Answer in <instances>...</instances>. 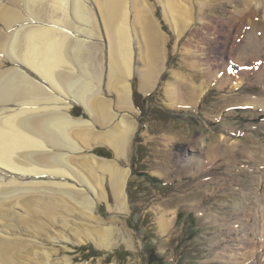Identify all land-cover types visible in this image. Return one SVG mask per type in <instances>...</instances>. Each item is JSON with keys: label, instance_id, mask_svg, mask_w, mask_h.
I'll return each instance as SVG.
<instances>
[{"label": "rangeland", "instance_id": "obj_1", "mask_svg": "<svg viewBox=\"0 0 264 264\" xmlns=\"http://www.w3.org/2000/svg\"><path fill=\"white\" fill-rule=\"evenodd\" d=\"M20 1L16 8L0 0V86L2 89L9 85L7 89L12 88L9 93L19 98L14 105L0 101V122L10 119L14 115L11 113L18 109H30V95L37 91L41 92L38 97L44 98L42 103L53 108L56 115L61 114L65 101L72 106L71 116L82 121L74 124L76 128L69 123L65 138L57 134L54 127H48L49 133L45 132L58 143L54 151L55 170H63L71 177L55 178L47 174L28 176L24 180V176L19 179L20 175L0 171L1 183L16 179L15 184L1 185L4 191H10L8 197L11 198L2 199L0 195V236L21 244L24 252L30 248L29 243L34 244L33 251H39L35 252L33 260L37 264H231L226 255L230 246L239 243L235 241V228L246 219L245 209L253 208L257 196L264 195V107L244 105L247 97H264V87L254 81V73L250 74L251 80H244L247 83L234 91L217 85L208 77L195 76L191 81L198 85L204 83L203 95L193 106L172 107L167 87L177 82L173 74L190 72L182 50L188 34L176 47L174 26L171 17L164 13L161 1L152 13L167 39L166 70L148 94L140 91L139 78H133L132 97L138 111L130 113L120 103L118 93L122 83L109 68L110 37L106 35L97 0L53 3L54 7L61 6L67 11L65 23L72 30L64 27L63 30L53 23L55 29L67 30L69 36L61 41L62 61L52 71L56 85L26 62L31 56L26 46L31 31L37 27L53 28V24L45 20L29 23L32 1ZM102 1L104 9L108 3L111 6L107 15L114 24L115 34L124 33L131 43L129 59L133 65L137 64L143 52L137 46L140 27L134 19L132 0ZM232 6L227 0H217L204 13L208 21L218 25L209 35L207 41L212 43L204 49L207 58L202 65L206 71L212 69L209 65H215L213 71L217 73L221 65V77L229 59L222 52L225 41L215 45V40L223 38L218 34L221 29L228 28ZM8 10H13V16L18 14L20 21L4 20V11ZM6 17H9L8 12ZM197 19L201 20L199 14ZM91 36L97 50L91 47ZM87 54L88 61L81 62L80 57ZM263 64L264 61L246 67L252 71ZM121 70H127L126 64ZM232 73L235 72L229 67L227 74ZM56 86L63 87L68 92L66 96L57 93ZM53 95L60 98V102ZM106 113L111 115L112 122L107 123ZM56 121L60 124V119ZM127 125L132 127L131 137L123 148V158L116 160L110 138L128 128ZM71 143L86 150L73 156L70 150L75 147ZM245 151L256 156L249 158L244 155ZM22 153L19 150L14 154V162L19 164L22 160L28 164L30 160L23 158ZM61 153L65 156H60ZM259 154L263 155L262 160ZM92 155L100 157L102 162L83 164V159L88 160ZM37 165L36 168L42 169ZM121 173L125 177L123 191L128 212L115 203L110 184L111 179ZM31 182H37L40 193L48 198H33V193L25 188L30 187ZM16 188L17 191L11 193ZM98 193L103 194L101 201H97ZM17 202L18 206H13ZM19 255L3 258L0 264H21L24 257Z\"/></svg>", "mask_w": 264, "mask_h": 264}, {"label": "bare ground", "instance_id": "obj_2", "mask_svg": "<svg viewBox=\"0 0 264 264\" xmlns=\"http://www.w3.org/2000/svg\"><path fill=\"white\" fill-rule=\"evenodd\" d=\"M31 1L30 2L33 4V12L27 20L29 23L42 22L43 20H45V22L47 21V23L49 24L55 23V25H59V27H61L62 29L64 27V29L66 28L67 30L69 29V31H72L70 30L71 28L68 26V24L65 23L66 19L68 18V14L67 11L64 9V7L53 6V3L55 4L57 2L61 3L65 0H31ZM79 1L80 0H75L76 3H78ZM161 1L163 2L162 7L164 13L166 14V16L171 17L170 22H172L171 24L172 26H174L172 28L175 30L177 36L176 47L179 46V42L182 41L184 35L188 34L187 35L188 39L185 42L186 46L184 44V48H182V50H183V58L186 61L190 72L185 73L183 71H179L173 74L177 82L171 83L170 86L167 87L168 98L170 100V105L172 107L193 106L203 95V93L205 92L204 83H202V85L201 84L198 85L195 81H191V78L192 80H194L195 76H200V78L208 77V79L210 78V80L216 83L217 85L221 87L228 86L231 91H234L239 87L243 86V84L245 85V83H247V81L244 80H251L250 74L254 73L253 74V77H255L254 81L264 87V64L260 65L257 69H254L252 71L246 67V66L248 67L255 66L257 64L259 65L260 62L264 61V0H227L228 2H230L231 5H234L232 6L234 7V10L231 11V16H232L231 21L227 22L229 24L227 29L223 28L218 32L219 36L223 38L218 37V39L215 40V45L220 44L221 40L225 41V49L222 52L226 54L229 59L228 61L226 60L227 63L225 64L226 66L224 68L225 72L222 77L220 76V74L223 73V68L221 67V65H219L220 71L218 73L213 71V66L215 65H209L210 67L212 66V69L210 68L211 70L209 69V71H206L207 70L206 67L204 69L202 65L204 59L207 58L206 51L204 49H206L207 44L212 43L211 41H207V40L209 39V35L212 34L215 29H217L216 25H218L217 22L215 23L208 21L204 17V13L205 10L211 8L212 5H214L217 0H154V2H150L149 0H132L134 19L137 23H139V27H140V34H139L140 42L139 41L137 42V46H139V49L141 48L143 52V54L140 55L141 58L137 60L138 62L135 65H133L129 59L130 56L129 52L131 51L130 48L131 43L128 40H126L124 33L121 34L120 36H117V34H115L114 24L107 15V9L111 10V6L108 5L109 4L108 3L107 9H104V7L102 6L103 1L97 0L96 4L99 7L98 10L100 11L106 26V32H107L106 35L108 36V38L110 37V43L108 44L109 68L113 70V72L115 71V73L119 77V80L122 83V85L119 88L118 95H119L120 103L123 104L124 108L128 112L133 113L135 111H138L134 106L133 97H132L133 78L136 77L139 78L138 80L140 82L139 85L140 91L143 92L144 94H148L156 86L157 82L161 78V75L166 70L164 63L167 52V48H166L167 39L165 35L161 32V28L159 27L156 18L154 19L155 15H153L152 13L153 11L152 9L154 8V6L160 4ZM5 2H6L5 5L8 4L10 5V7L16 6L17 8L19 7V2L21 1L5 0ZM104 2H108V0H105ZM10 11L9 10L4 11L6 15L8 12L10 17L9 19V17H6L5 15L4 20L8 22L11 21L19 22L20 16L18 14L13 16L14 15L13 10L12 12ZM197 14L201 16V20L199 21H197L198 20ZM21 21L23 20L21 19ZM52 26L53 28L37 27L36 29H33L31 31L33 33L30 32L31 38L28 40L29 42L27 43V45L26 44L25 45L29 47L30 53L29 52L28 53L31 54V56L26 60L28 65L31 66L33 69L41 72L45 77L49 79V82L51 80L53 84H55L56 80L52 77V71L62 61L63 55L61 54V48H63L62 47L63 45L61 44V41L65 40L64 37L68 36V32L66 33L67 30L63 31L64 29L60 30V28L55 29L54 24ZM26 32L28 31L26 30ZM90 38L92 39L91 47L97 50V45L95 41H93L94 39L93 36H91ZM22 49L20 48V50ZM80 59L81 62H87L89 56L88 54L83 55L80 57ZM123 64H126L127 70L122 72V70L120 71V68ZM229 67L235 73L228 75L227 70L229 69ZM117 72L119 73V75ZM98 74L99 72L97 71L96 73L97 78L99 77ZM8 77L10 78V76ZM8 86L5 85L3 87L4 89L2 88L3 90L1 89L2 86H0L1 89L0 101L4 102V104L6 105L7 104L14 105V102L19 100V98L17 95L13 96L12 93H9L12 88L8 90L7 89ZM27 90L29 91V89ZM56 91L57 93L59 92L63 93L64 96H66V94L68 93L65 89H63V87L58 88ZM39 92L40 91H37L36 94L30 95L31 97L28 103L30 109L20 110L17 108L18 111L16 110L15 113L12 112L11 114L14 115H12L10 119L5 118L2 121V123L0 122V171L5 170L10 172L11 174L20 175L18 177L19 179H22L21 176H24V180H26L28 176L35 177V176H44L47 174L49 176L54 175V177L55 176L65 177L67 174L63 170H59V169L55 170L54 161H57V158H54V151L56 150L58 143L53 142L54 139L52 140V138L49 137L50 135L48 136L49 137L48 139L46 133H49V131L47 130V128L54 127L53 129L56 130V133L65 138L66 137L65 135L67 134L66 127L67 129L69 128L68 124L70 123L74 126V124L80 122L81 120L79 118H75L71 116L70 112L72 106L69 102L67 103L65 101L63 103V106H61L60 108L61 114L56 115L53 108L49 107L48 104L42 103V100H44V98L38 97V95L41 93ZM53 97L56 99L58 98L57 96L54 95ZM58 99L60 102V98ZM245 101L247 102H245L244 105L254 106L255 108L264 107L263 96H259L258 98H251V99L247 97L245 98ZM188 103H193V104H188ZM7 109H9V111L10 110L14 111V108H7ZM39 111H41L42 113L39 114L40 113ZM108 113H106L104 116L107 120V123H110V121L112 122L113 118ZM57 119L58 120L60 119V124H57L56 121ZM127 126L128 128L123 129L116 136L113 137L111 136L110 138L111 141L110 145L113 147L116 160H120L123 158L124 156L123 148H125L126 143L131 137L132 127H130L129 125ZM53 129L51 130L53 131ZM52 131L50 132L52 133ZM102 143L107 144L105 142ZM70 145L73 146L72 143ZM255 148H257V146ZM19 150L23 152L22 157L25 159H29L31 162L29 161L28 164L27 163L25 164V162L22 160L21 163L19 164L14 162L13 160L15 159L14 154ZM85 150H86L85 148L75 147L72 150H70V152L72 153L73 156L74 154L78 156L82 151ZM244 155L248 156L249 158H252L253 155L255 154L245 151ZM259 155L261 156L260 159L262 160L263 155L261 154ZM60 156L63 157L65 155L61 153ZM34 157L37 158L38 161H35ZM87 158L88 160L86 158L83 159V164H87L89 161L102 162V159L96 155L88 156ZM27 165L28 166L30 165V168H26ZM36 165L39 168L42 167V169L36 168ZM117 174L110 181L112 187V195L117 206L124 207L123 209L125 210V212H128L127 196L123 191V180L125 177L123 173H121L120 175ZM68 176L66 177L68 178ZM261 178H260V184L263 181L261 180ZM17 182L19 181L17 180ZM15 183H16V179L14 178H11L10 181L6 183L0 182V195H3L2 199L8 200L11 198V196L8 197L10 191H4L3 187ZM2 184L4 185L3 187H1ZM25 188L26 190L28 188V190L33 193L32 194L33 198L35 197L48 198L47 195L40 193L41 192L40 188H37V182H31V186ZM15 191H17V188L14 189L11 193ZM258 193H256V195ZM102 197L103 194L98 193L97 201H101ZM17 204L18 202L15 203L13 206H18ZM27 204H30V201H28ZM253 205H254L253 208L248 206L249 208L245 209L243 207L246 212L244 213L243 216H245L246 219L244 220V222H242V224L238 226V228H235L236 230L235 234L237 235L235 241L239 242L238 243L239 245L237 244L234 246H230L229 248L227 247L228 249L226 256L228 260L231 262V264H264V195L263 196L258 195ZM108 232H110L109 229ZM19 234L20 233H18V235ZM6 239L8 240L7 237L0 236V260L12 256L15 253H19L20 254L19 257L20 256L24 257L21 260L23 264H37L33 260L36 257L35 252L39 253V251L38 249L35 250V252L33 251L34 244L31 245L32 243H29L30 248L26 249V251L24 252V249L22 248L21 244L12 242V240H10L11 242H8ZM35 246L37 247V245ZM21 248L23 249V251ZM106 248L109 247L106 246ZM32 254H34V257L32 256Z\"/></svg>", "mask_w": 264, "mask_h": 264}, {"label": "trees", "instance_id": "obj_3", "mask_svg": "<svg viewBox=\"0 0 264 264\" xmlns=\"http://www.w3.org/2000/svg\"><path fill=\"white\" fill-rule=\"evenodd\" d=\"M135 96H137L136 93H135ZM99 152H103V151H100V150H99Z\"/></svg>", "mask_w": 264, "mask_h": 264}]
</instances>
